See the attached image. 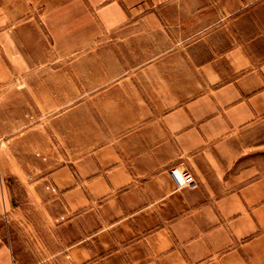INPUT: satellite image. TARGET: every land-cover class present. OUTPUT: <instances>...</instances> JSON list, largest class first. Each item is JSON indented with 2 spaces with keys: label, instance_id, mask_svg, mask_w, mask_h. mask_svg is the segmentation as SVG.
Wrapping results in <instances>:
<instances>
[{
  "label": "crops",
  "instance_id": "obj_1",
  "mask_svg": "<svg viewBox=\"0 0 264 264\" xmlns=\"http://www.w3.org/2000/svg\"><path fill=\"white\" fill-rule=\"evenodd\" d=\"M43 262L264 264V0H0V264Z\"/></svg>",
  "mask_w": 264,
  "mask_h": 264
},
{
  "label": "rangeland",
  "instance_id": "obj_2",
  "mask_svg": "<svg viewBox=\"0 0 264 264\" xmlns=\"http://www.w3.org/2000/svg\"><path fill=\"white\" fill-rule=\"evenodd\" d=\"M192 175V174H191ZM12 188L13 189H17L20 192H22V187L19 186H14L15 183L12 182ZM23 208H21V210L23 212L30 211V206L27 203L22 204ZM21 213V212H20ZM19 213V214H20ZM19 214L16 217H11V222H12V226L8 227V231H7V235H11V237L13 238V240H16L17 244H22L24 246V248H26L27 250L21 252V254H25L28 258V261H30V250L32 248H35V253H37V248H38V253L41 255L44 253L41 244L39 243V245H37V240L36 238H33L34 235L32 233V228L30 225V220L25 216L20 217ZM42 264H50L49 262H43Z\"/></svg>",
  "mask_w": 264,
  "mask_h": 264
},
{
  "label": "built area",
  "instance_id": "obj_3",
  "mask_svg": "<svg viewBox=\"0 0 264 264\" xmlns=\"http://www.w3.org/2000/svg\"><path fill=\"white\" fill-rule=\"evenodd\" d=\"M168 173L176 189L194 185V178L189 172L170 168Z\"/></svg>",
  "mask_w": 264,
  "mask_h": 264
}]
</instances>
